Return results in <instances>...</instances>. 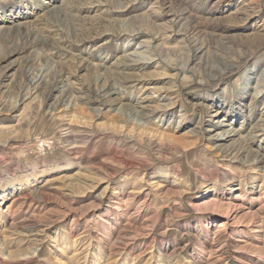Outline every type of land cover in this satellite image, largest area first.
Listing matches in <instances>:
<instances>
[{
	"label": "rangeland",
	"instance_id": "rangeland-1",
	"mask_svg": "<svg viewBox=\"0 0 264 264\" xmlns=\"http://www.w3.org/2000/svg\"><path fill=\"white\" fill-rule=\"evenodd\" d=\"M0 25V264H264V0H0Z\"/></svg>",
	"mask_w": 264,
	"mask_h": 264
},
{
	"label": "bare ground",
	"instance_id": "bare-ground-1",
	"mask_svg": "<svg viewBox=\"0 0 264 264\" xmlns=\"http://www.w3.org/2000/svg\"><path fill=\"white\" fill-rule=\"evenodd\" d=\"M64 2H66L65 0H63ZM71 1V0H70ZM75 0H73V2H74ZM77 2V1H76ZM75 2V3H76ZM61 3H63L62 1H61ZM60 3V4H61ZM69 3V2H68ZM72 4H74V3H72ZM66 5V7H64V8H62V9H59V12H58V15H60V14H67L68 15V13L69 12H67L68 11V9L70 8V7H72V5H67V4H65ZM75 5V4H74ZM37 6H39V7H35V8H37V10H39V8H40V4H37ZM61 6H62V4H61ZM19 7V6H18ZM53 7V6H52ZM34 8V9H35ZM55 8H57V7H55ZM74 8V7H73ZM52 9V8H51ZM41 10V9H40ZM40 10H39V12H40ZM38 12V13H39ZM55 12V11H54ZM23 13V12H22ZM37 13V12H36ZM45 13V12H44ZM56 13V12H55ZM42 14V13H41ZM41 14H39V15H41ZM23 15V14H22ZM25 15H33V12H29V13H26ZM57 15V14H56ZM58 15L57 16H55L54 15V17H57V18H60V17H58ZM42 16H43V14H42ZM66 16V15H65ZM30 17V16H29ZM35 17H37L36 15L34 16V18ZM68 17V16H67ZM66 17V18H67ZM10 18H12V16L10 17ZM22 18H24V17H22ZM26 18H28V17H26ZM31 20V19H30ZM59 20V19H58ZM32 21V20H31ZM36 21H40V19L38 20H36ZM35 22V21H34ZM55 22H56V20H55ZM8 25H2L4 28L3 29H9V30H11V33L12 32H15V34L16 35H20L21 34V36L25 39V40H27V41H30L31 40V42H28V43H32V42H34L33 44L35 45V46H39L40 44L42 45V43H44L45 42V40H44V38L45 37H43V35L41 36V30L39 31L41 34H39L38 32H32L31 33V31L29 32L28 30L27 31H25V28H24V31L22 32V31H20V29H21V27H22V25H24L25 26V23H27V21H25V22H23V21H20V20H15V19H9L8 20ZM42 23V22H41ZM31 24V23H30ZM37 25H38V23H36ZM42 25V24H41ZM43 26V25H42ZM0 27H1V25H0ZM40 27V26H39ZM35 28V27H34ZM1 29H2V27H1ZM2 29V30H3ZM38 29V28H37ZM40 29V28H39ZM21 30H23V29H21ZM1 31V30H0ZM10 32V31H9ZM8 32V33H9ZM3 34H5V33H3ZM2 34V35H3ZM14 33H12V35H13ZM1 35V34H0ZM6 35V34H5ZM10 35V34H9ZM9 35H6V38H7V36H9ZM2 39V38H1ZM0 39V40H1ZM4 39V38H3ZM48 39V38H47ZM32 45V44H31ZM42 47H44V46H42ZM32 48V47H31ZM43 50V49H42ZM39 51H41V50H39ZM35 52V51H34ZM37 52V51H36ZM134 54H136V53H134ZM126 65V64H125ZM130 105V104H129ZM124 110V109H123ZM127 111V110H126ZM130 111V110H129ZM135 111V110H134ZM129 114L130 115H134V112H129ZM141 115V114H140ZM135 117H136V115H134ZM131 117V116H130ZM139 120H141V119H139ZM223 120H225V119H223ZM140 122V121H139ZM139 124H141L142 125V122L141 123H139ZM144 124V123H143ZM221 125H223V126H227L228 124H221ZM230 125V124H229ZM142 127H143V125H142ZM144 127H145V125H144ZM143 127V128H144ZM233 135H235V130L234 129H232L231 127L230 128H226L225 130H223L222 131V133H221V138L222 139H227V138H230V136H233ZM254 159H256V161H258L259 160V158L258 157H254ZM23 227V226H22ZM13 258V257H12ZM20 260V259H19Z\"/></svg>",
	"mask_w": 264,
	"mask_h": 264
}]
</instances>
